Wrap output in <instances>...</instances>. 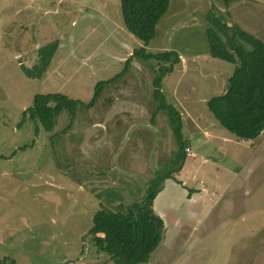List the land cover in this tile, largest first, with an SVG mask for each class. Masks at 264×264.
I'll return each instance as SVG.
<instances>
[{
    "label": "rangeland",
    "instance_id": "rangeland-1",
    "mask_svg": "<svg viewBox=\"0 0 264 264\" xmlns=\"http://www.w3.org/2000/svg\"><path fill=\"white\" fill-rule=\"evenodd\" d=\"M209 11L264 42V0H169L145 46L119 0H0V264H113L92 215L140 201L160 170L175 180L153 198L163 236L144 264H264V130L238 139L207 109L235 67L208 53ZM44 47L46 68L27 75ZM166 51L178 56L160 78L178 139L152 95L172 57L144 58ZM50 92L79 105L47 131L23 111Z\"/></svg>",
    "mask_w": 264,
    "mask_h": 264
},
{
    "label": "trees",
    "instance_id": "trees-1",
    "mask_svg": "<svg viewBox=\"0 0 264 264\" xmlns=\"http://www.w3.org/2000/svg\"><path fill=\"white\" fill-rule=\"evenodd\" d=\"M119 1L125 29L145 46L154 36L156 24L166 12L169 0ZM220 1L228 7L238 0ZM206 18L209 55L235 65L227 76L225 90L206 100L207 109L219 125L238 139L255 138L264 127V42L235 23L229 25L223 15L211 16L209 11ZM144 46L135 49L132 54L144 52ZM45 47L40 49V52H43L40 54L39 62L33 66L34 70L23 67L27 75L37 76L46 68L50 54ZM45 54H49L46 59ZM171 57L172 63L155 77L152 95L153 101L156 102V111H162L167 115L168 123L178 139L181 135L179 112L165 100L160 89V78L177 62V53L166 51L144 54V58L157 60ZM106 82L101 80L95 84L88 105H92L96 100ZM77 105L78 100L59 92L38 93L34 95L31 105L23 111V115L37 118L43 128L50 131L56 117L63 110L72 112ZM178 148L176 155H183L185 148L182 145ZM167 178L175 180L171 171L160 170L149 181L140 201L132 202L126 207L118 205L115 209L100 206L94 211L88 233L92 234L95 246L106 252L113 264L147 263L150 253L161 241L163 222L153 210L152 201L161 189L162 182ZM262 240L264 241V232Z\"/></svg>",
    "mask_w": 264,
    "mask_h": 264
},
{
    "label": "crops",
    "instance_id": "crops-1",
    "mask_svg": "<svg viewBox=\"0 0 264 264\" xmlns=\"http://www.w3.org/2000/svg\"><path fill=\"white\" fill-rule=\"evenodd\" d=\"M264 130V127H263V129H262V131ZM194 158L196 159V160H198L199 158H198V156H194ZM95 245V244H94ZM97 248V247H96ZM97 250L98 251H100L98 248H97ZM106 253V252H105ZM106 259H108L109 261H112L111 259H110V257H109V255L108 254H106ZM68 260H70V259H68ZM1 261V260H0ZM74 261V260H73ZM75 262V261H74ZM138 264H141V263H138ZM144 264V263H143Z\"/></svg>",
    "mask_w": 264,
    "mask_h": 264
},
{
    "label": "built area",
    "instance_id": "built-area-1",
    "mask_svg": "<svg viewBox=\"0 0 264 264\" xmlns=\"http://www.w3.org/2000/svg\"><path fill=\"white\" fill-rule=\"evenodd\" d=\"M65 264H74V263L71 260H67V262Z\"/></svg>",
    "mask_w": 264,
    "mask_h": 264
}]
</instances>
